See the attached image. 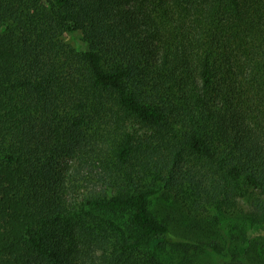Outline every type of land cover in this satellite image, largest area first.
<instances>
[{
	"label": "trees",
	"instance_id": "16d2710c",
	"mask_svg": "<svg viewBox=\"0 0 264 264\" xmlns=\"http://www.w3.org/2000/svg\"><path fill=\"white\" fill-rule=\"evenodd\" d=\"M263 234L264 0H0V264H264Z\"/></svg>",
	"mask_w": 264,
	"mask_h": 264
},
{
	"label": "rangeland",
	"instance_id": "374dc122",
	"mask_svg": "<svg viewBox=\"0 0 264 264\" xmlns=\"http://www.w3.org/2000/svg\"><path fill=\"white\" fill-rule=\"evenodd\" d=\"M244 208H246V205ZM212 215L213 213H210V215H208L205 219H201L198 223H196L194 229L192 230V234L193 232H196L197 236H200L201 238L207 240L215 239L222 242L221 235L227 234L229 236L230 232H234L231 231L230 228H232V226L236 223V220L231 217L222 216L220 217L221 225L218 227L213 223L211 218ZM262 238L264 239V234ZM199 259V264H212V262H214L217 258L214 254L203 253L199 254Z\"/></svg>",
	"mask_w": 264,
	"mask_h": 264
}]
</instances>
